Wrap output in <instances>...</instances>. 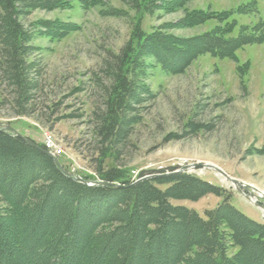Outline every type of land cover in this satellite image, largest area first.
Masks as SVG:
<instances>
[{"label":"rangeland","instance_id":"obj_1","mask_svg":"<svg viewBox=\"0 0 264 264\" xmlns=\"http://www.w3.org/2000/svg\"><path fill=\"white\" fill-rule=\"evenodd\" d=\"M150 1L68 0L66 7L27 9L28 1L16 0L12 18L20 24L24 78L32 87L24 107L18 104L8 73L5 13L0 8V127L32 139L50 133L64 150L59 158L63 167L89 182L98 181L96 168L105 151V168L127 170L132 179L185 169L222 187L224 194H231L233 206L264 223V198L258 196L264 193V0H190L175 10L159 9ZM194 9L230 15L223 21L178 27L177 22ZM226 21L236 25L225 37L243 33L252 38L234 57L193 55L176 73L154 57L145 58L136 78L137 101L128 113L130 132L119 143L108 144L98 132V116L105 109L116 56L140 24L147 33L160 31L188 40ZM45 22L70 24L74 30L55 35ZM23 108L25 114L20 113ZM194 163L213 164L253 187L236 188L216 170L196 169ZM221 201L210 194L173 203L205 216ZM21 227L8 238H20L25 233Z\"/></svg>","mask_w":264,"mask_h":264},{"label":"trees","instance_id":"obj_2","mask_svg":"<svg viewBox=\"0 0 264 264\" xmlns=\"http://www.w3.org/2000/svg\"><path fill=\"white\" fill-rule=\"evenodd\" d=\"M26 1L27 9L68 5V0ZM165 1L150 2L159 9L175 10L190 0ZM15 2L0 0V8L5 13L2 26L8 73L18 104L24 107L32 87L24 78L21 28L12 18ZM229 15L230 11L194 9L176 25L192 27L210 19L223 21ZM45 25L55 35L74 30L66 23ZM235 25V21H226L187 40L160 31L147 33L140 24L133 40L116 56L117 69L105 109L98 116V132L104 140L117 144L129 134L128 113L137 101L136 78L147 56L174 73L193 55L234 57L252 39L243 33L239 38L225 37ZM189 45L194 48L187 49ZM20 113H26L24 108ZM108 157V152L102 153L103 161L96 168L98 179L119 186H89L66 175L39 148L0 127V264H252L253 260L264 264V223L233 206L231 194H224L222 187L186 171L149 178L141 174L132 179L127 170L105 168ZM210 194L222 201L206 210L205 216L173 203L174 199L198 201ZM20 226L25 233L8 238Z\"/></svg>","mask_w":264,"mask_h":264},{"label":"water","instance_id":"obj_3","mask_svg":"<svg viewBox=\"0 0 264 264\" xmlns=\"http://www.w3.org/2000/svg\"><path fill=\"white\" fill-rule=\"evenodd\" d=\"M8 129H10L11 131H15L13 128L9 127ZM17 136L23 138L29 145L33 146V147H36V148H39L40 150H42L43 152H45L47 155H49L53 160L54 162L56 163V165L68 176H71L73 179L79 181V182H82V183H85V184H88L90 186H93V185H99V184H104V185H109V186H113L115 184L113 183H104V182H96L95 184L92 183L90 184L86 179H84L83 177L81 176H78V175H73L71 174L69 171H67L63 166L62 164L60 163L59 159L55 156H53L51 153H49L45 148H43L42 146H40L39 144L35 143L34 141H32L31 139H29L28 137L20 134V133H17ZM193 168H196V169H202V168H206V169H213V170H216L217 172H219L221 175H223L227 180L231 181L236 188H238L239 186H243V187H249V188H252L253 186L251 185H246L232 177H230L226 172H224L221 168L213 165V164H201V163H194L192 164ZM182 171H186L185 169H183ZM176 172H179V171H176ZM150 176H147V177H144V178H149ZM115 186H119V184H116ZM252 196H255V194L251 193ZM260 197H263L264 198V193L263 194H260L258 195Z\"/></svg>","mask_w":264,"mask_h":264},{"label":"built area","instance_id":"obj_4","mask_svg":"<svg viewBox=\"0 0 264 264\" xmlns=\"http://www.w3.org/2000/svg\"><path fill=\"white\" fill-rule=\"evenodd\" d=\"M35 140L42 144L54 156L60 157L64 154L61 144L48 132H43V135L35 138Z\"/></svg>","mask_w":264,"mask_h":264}]
</instances>
